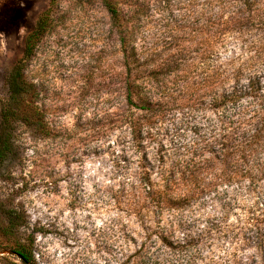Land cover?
<instances>
[{
    "label": "rangeland",
    "instance_id": "374dc122",
    "mask_svg": "<svg viewBox=\"0 0 264 264\" xmlns=\"http://www.w3.org/2000/svg\"><path fill=\"white\" fill-rule=\"evenodd\" d=\"M114 1L116 23L102 0H0V110L16 66L42 118L12 124L0 221L35 264H264V131L236 152L264 122V0ZM123 48L147 71L128 75ZM236 70L259 94L215 107L209 82ZM133 81L148 109L128 106ZM11 242L0 264H24Z\"/></svg>",
    "mask_w": 264,
    "mask_h": 264
},
{
    "label": "trees",
    "instance_id": "16d2710c",
    "mask_svg": "<svg viewBox=\"0 0 264 264\" xmlns=\"http://www.w3.org/2000/svg\"><path fill=\"white\" fill-rule=\"evenodd\" d=\"M102 2L106 7L112 22L116 23L119 14L117 3L114 0H102ZM243 3L244 5H247L248 8H253V6L257 5L255 0H243ZM258 10L260 13L262 12L260 8H258ZM255 16H258L256 14V9H252L246 16L243 15L238 17V19L242 20V22L245 20L253 21ZM46 27V20L40 18L35 29L32 30L25 38L24 54L29 55L31 53L34 39L41 31H44ZM261 27H264L263 21L261 22ZM123 57L124 65H126L128 70V75H131L133 71L141 74L147 71V67H145L147 62L139 59V55L137 54L135 48H123ZM149 71L150 70H148V72ZM240 73L241 71L239 70L234 71L233 86H225V80H223L219 74H215V76L212 77V80L209 82L207 88H210L213 94V102L216 105L215 107H222L228 103L232 104L236 101V99L241 97V94L248 96H256L259 94L260 88L258 86V81L255 82L256 79L249 78L245 89L238 86ZM7 85L9 89L8 103L0 110V170L12 150L11 129L14 121L18 119L21 123L28 125L39 124L42 122V118H39L38 116L36 117L35 115L37 111L32 109V107L27 108L21 99V96L29 91L30 86L25 83L23 75L16 66L12 68L7 77ZM139 92V87L136 83H134V81L132 83H126V100L128 106L139 109H148L149 102L145 98L140 97L138 95ZM259 120L263 121L264 119L259 118ZM263 131L264 122H262L260 128L254 129L253 134L248 135L246 139H243L241 144H238L236 152L240 153V159L243 161L246 160V148H250L252 142L254 143L258 141ZM153 198L157 201V203H161L162 201V203L170 204L171 201H173L165 189L155 192ZM6 217L7 220L0 221V234L2 237H5L12 242L3 246L2 249L17 256L24 264H35L33 249L31 247L32 241L23 239L20 240L14 237L16 229L21 226V222H16L13 220L14 217H11L10 215H7Z\"/></svg>",
    "mask_w": 264,
    "mask_h": 264
}]
</instances>
